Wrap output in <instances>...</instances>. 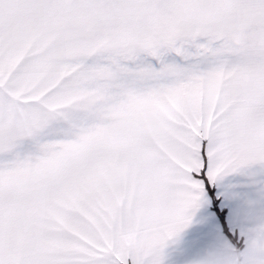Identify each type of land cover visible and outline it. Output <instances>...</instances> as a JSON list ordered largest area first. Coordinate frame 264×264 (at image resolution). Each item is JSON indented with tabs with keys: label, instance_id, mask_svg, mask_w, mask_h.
Returning <instances> with one entry per match:
<instances>
[{
	"label": "snow or ice",
	"instance_id": "1",
	"mask_svg": "<svg viewBox=\"0 0 264 264\" xmlns=\"http://www.w3.org/2000/svg\"><path fill=\"white\" fill-rule=\"evenodd\" d=\"M261 223L264 0H0V264H184Z\"/></svg>",
	"mask_w": 264,
	"mask_h": 264
},
{
	"label": "crops",
	"instance_id": "2",
	"mask_svg": "<svg viewBox=\"0 0 264 264\" xmlns=\"http://www.w3.org/2000/svg\"><path fill=\"white\" fill-rule=\"evenodd\" d=\"M141 15L136 16V22H142ZM92 26L98 27L99 21H90ZM73 30L79 25L69 22ZM177 29L182 28L181 21H176ZM245 244L243 248H236L228 241H220L203 255L193 254L184 264H264V223L246 226L244 230ZM171 253V250H169ZM169 264H181L172 254L168 257Z\"/></svg>",
	"mask_w": 264,
	"mask_h": 264
}]
</instances>
